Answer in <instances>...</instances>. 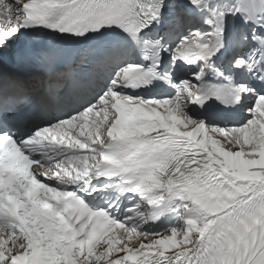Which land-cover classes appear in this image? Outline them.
Instances as JSON below:
<instances>
[{
  "label": "snow or ice",
  "instance_id": "1",
  "mask_svg": "<svg viewBox=\"0 0 264 264\" xmlns=\"http://www.w3.org/2000/svg\"><path fill=\"white\" fill-rule=\"evenodd\" d=\"M0 264H264V0H0Z\"/></svg>",
  "mask_w": 264,
  "mask_h": 264
}]
</instances>
